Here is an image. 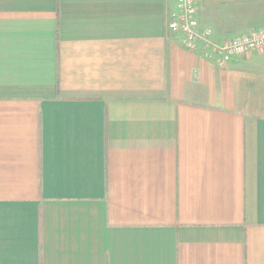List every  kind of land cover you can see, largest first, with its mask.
Instances as JSON below:
<instances>
[{"label": "crops", "instance_id": "obj_1", "mask_svg": "<svg viewBox=\"0 0 264 264\" xmlns=\"http://www.w3.org/2000/svg\"><path fill=\"white\" fill-rule=\"evenodd\" d=\"M173 0H0V264H264V51L224 67ZM215 41L264 0H200Z\"/></svg>", "mask_w": 264, "mask_h": 264}, {"label": "built area", "instance_id": "obj_2", "mask_svg": "<svg viewBox=\"0 0 264 264\" xmlns=\"http://www.w3.org/2000/svg\"><path fill=\"white\" fill-rule=\"evenodd\" d=\"M200 0H173L175 6L167 13V32L178 36L183 49L198 52L216 65L224 67L231 58L253 51H264V29L239 37L215 41L208 28H201L197 20Z\"/></svg>", "mask_w": 264, "mask_h": 264}]
</instances>
